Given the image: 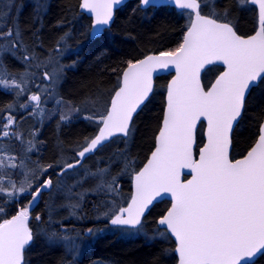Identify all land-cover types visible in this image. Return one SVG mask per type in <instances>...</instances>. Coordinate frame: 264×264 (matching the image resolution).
I'll return each instance as SVG.
<instances>
[{
    "label": "snow or ice",
    "instance_id": "6c2138e0",
    "mask_svg": "<svg viewBox=\"0 0 264 264\" xmlns=\"http://www.w3.org/2000/svg\"><path fill=\"white\" fill-rule=\"evenodd\" d=\"M173 2L179 9L189 10L190 17L179 46L158 55L127 61L118 90L98 117V123L103 126L93 138H85V145L76 152L72 162L38 166L35 170L29 168L22 173L23 180L19 183L0 174V193L11 198L29 193L31 207L44 191L58 187L60 192L75 198L76 202L70 204L73 215L82 200V194L73 189L88 178L95 181L92 191L119 195L117 178L108 167L87 171L79 178L70 172L82 167L86 154L102 147L114 134L130 136L135 129L134 114L146 105L152 93L153 73L173 66L176 74L167 86L166 109L156 146L144 167L135 171V192L126 207L112 200L100 216L107 219L106 227L110 225L123 233L139 232L144 228L145 213L153 201L162 194H170L171 207L156 221L155 236L175 239L179 264H252L257 257L264 256V107H260L255 117L256 139L246 154L233 159L230 148L234 127H239L247 116V98L264 84V0H247L258 5V30L247 37L238 34L227 6L222 11L212 8L208 14H202V5L209 7L208 0ZM121 3L122 0H83L82 7L95 13L93 38L113 22L114 6ZM157 3L158 0H140L144 6ZM238 3L243 5L246 0H238ZM14 5L15 0H7L8 11L0 12V19L10 17ZM19 35L12 28L0 30V41L5 42L0 43V85L15 88L17 95L25 90V79L4 78L9 75L4 68V58L23 47L21 41L14 38ZM21 58L26 61L36 58V67L53 63L52 58L39 61L35 53L23 54ZM216 61L223 62L226 70L205 90L200 81L201 69ZM62 71L57 65L52 75L45 71L43 76L58 80ZM29 100L39 107L41 97L31 95ZM85 103L95 105L100 100ZM7 107L10 109L12 105ZM20 107L27 108L28 104ZM80 111L78 107L71 109V112ZM71 112L61 114L60 119H71ZM202 118L207 124V142L197 149L196 130ZM85 119L97 122L95 115H87ZM15 122V117L9 114L0 125V136L21 139L22 134L12 130ZM28 143L27 150L31 151L34 144ZM194 149L198 152L195 158ZM124 163V171H134L133 160L124 157ZM19 166L27 167L24 161L18 165L16 157L0 150V167L15 169ZM57 166V181L50 176L40 178ZM184 169L191 170V179L181 180ZM62 177H68L73 183H60ZM29 207L21 208L16 215L0 222V264H25L26 246L34 238L28 223ZM3 211L0 208V213ZM35 219L40 221L41 217L37 215ZM66 231L65 234L45 233L46 242L63 243L71 253L78 254L80 234L72 237ZM97 231L101 230H86L89 236Z\"/></svg>",
    "mask_w": 264,
    "mask_h": 264
},
{
    "label": "trees",
    "instance_id": "16d2710c",
    "mask_svg": "<svg viewBox=\"0 0 264 264\" xmlns=\"http://www.w3.org/2000/svg\"><path fill=\"white\" fill-rule=\"evenodd\" d=\"M80 1L49 0L45 16H41V11L37 15L36 10L26 7L17 20L22 40L24 41L26 36L29 37L27 45L30 53H35L38 57L45 50L54 51L57 46L64 45V41L69 42L74 49L71 56L74 67L67 69L63 74L60 97L75 107L84 104L94 106L92 111L85 108L69 122L62 121L63 124L60 125L64 128L62 133L56 130L57 120L46 126L42 131L45 134L44 140H41L43 144L38 143V152L32 154L36 160L32 163L34 167L57 165V162L67 157L72 161L76 152L85 145V138L91 139L98 131L101 125L98 123V117L104 113L106 102L120 85L121 73L127 66V61H135L153 52L175 49L182 42L190 22L188 11H178L171 6H151L142 9L139 0H131L117 10L110 28L100 37L91 39L89 36L91 19L78 12ZM208 4L207 8L202 5L203 14H208L212 8L222 11L227 6L232 12L230 19L234 20L239 33L248 35L256 30L258 10L247 1L240 5L238 0H208ZM38 8L45 7L44 5L41 7L40 4ZM37 11L39 12L38 9ZM13 57L14 55L7 56L8 59ZM222 69V66L213 65L206 70L204 74L206 87ZM170 77L171 75H163L156 79L152 96L133 120L135 129L130 136L115 137L89 156L82 167L70 172V175L74 174L79 178L87 171L95 172L98 168L108 167L111 175L117 178L119 195L113 193L106 195L97 191L88 194V197L85 196L86 204L76 209L73 215L70 204L75 203L74 198L73 201L70 197L66 202L62 201L65 198L57 196L60 192L58 187H54L52 191H44L38 203L32 208L30 224L34 238L26 249L25 264H95L100 261L112 264H176L175 242L172 237L162 239L155 236L158 230L156 221L169 208V200L159 202L151 209L144 217V228L138 235L124 234L119 230L108 231L106 229H110V225L106 227L107 219L100 216V212L105 206H110L112 200H116L120 207H125L129 202L132 194V177L135 171L142 167L155 145V138L163 119ZM13 98L11 91L0 87V112ZM97 99L100 100L98 104L85 103ZM260 107H264V84L252 91L247 98V116L236 128L233 137V159L243 156L254 143L258 127L255 117L259 115ZM22 115L23 113L18 114L17 117L21 119ZM86 115H95L97 122L85 119ZM202 129L203 125L200 130V144L203 142ZM119 153H123V156ZM124 157L135 162L132 165L134 171H124ZM56 169L59 167L48 169L45 176L57 181V175L53 173ZM59 180L60 183H73L68 177ZM6 183L7 181H5L7 188ZM85 187L92 191L95 181L88 178L73 191L81 193L83 198L84 193L88 191ZM29 199V193L20 196V200L15 198L8 200L0 196V208L4 209L0 214V222L16 215ZM51 214L59 222L54 224V229L67 230L66 232L72 236L80 234L82 244L77 241L83 249L80 256L71 253L63 243L46 242L45 233L51 232L49 228L51 223L48 219ZM37 215L41 217L40 221L35 219ZM35 221L39 227H36ZM88 228L101 231L89 236L86 232ZM252 264H264V256H260Z\"/></svg>",
    "mask_w": 264,
    "mask_h": 264
},
{
    "label": "rangeland",
    "instance_id": "374dc122",
    "mask_svg": "<svg viewBox=\"0 0 264 264\" xmlns=\"http://www.w3.org/2000/svg\"><path fill=\"white\" fill-rule=\"evenodd\" d=\"M47 1L48 0L42 1L43 3L42 7ZM12 20L13 19H10L9 17H4L0 19V30L7 31L8 28H12L14 33L19 32V30L17 29L16 23L14 26L8 24V22ZM14 38L19 39V36L18 37L14 36ZM19 40L21 41V43H23L22 39H19ZM0 43H5V42L0 41ZM63 49H65L64 45H59L56 48V50H59L60 53L62 52ZM18 53L22 55L30 54L29 51L26 53V48L24 45L23 47L20 48L19 52H16L14 54V56H16ZM48 59L49 57L48 58L40 57L39 61L46 62ZM52 60H53V63L51 64L42 63L41 67H36L35 65L38 62L36 58L27 60V61L23 59V66L25 67L23 68L22 66L20 72L14 73V71L18 69L15 59L14 58L8 59L7 56L4 58V68H5L6 73L9 74V75H6L4 78L11 79L12 77H15L18 81L21 80V78L25 79V90L22 91L19 95L16 94L15 88H7L4 85H0V87H3L4 89L6 88L9 91H11L14 96L12 102L8 104V105H12V107L9 109L7 105L0 112V125L5 123L6 117L9 114H11L15 117V120H16L12 130L22 134L21 139H16L14 136H11V135L9 137L0 136V150L7 151L12 156L16 157V163L18 165H20L21 161H24V164L27 166V167L19 166L15 169L7 168V167H0V174H6L7 176L11 178V180L17 181L18 183L21 180H23L22 173H25L27 169L30 168V169L35 170L37 168V167H34L35 166L34 164H32L34 161H36L33 159L32 154L38 152V149H39L38 142L41 141V139H37L38 142L36 141V139L31 140V138H28L26 135H24L23 134L24 132H22L21 130L22 129L32 130L36 125H39L41 122L47 123L54 117H56V120L59 118L60 122L66 121V120L60 119L61 114L69 113L71 112V109L75 107L74 105L67 104V102L64 101L60 97V85L63 80V73L60 74V78L58 80L57 79L48 80L43 76V72L45 71L49 72V75H52L53 69L57 66L55 61H58L55 59H52ZM31 95H39L41 97V102L39 104V107H36L35 102H30L29 98ZM58 101L60 102L58 103ZM22 104H28V107L27 108L20 107V105ZM78 108H80L81 111L79 113L71 112V118L74 117L75 115L81 114V112H83L85 108L88 109L89 111H92L94 109V106L89 105V104H84ZM22 113H23L22 118L19 119L17 115L22 114ZM19 120L21 121L19 122ZM41 127L39 126V128ZM29 141H31L32 144H34V147L31 149V151L27 150L29 147V143H28ZM15 144H17L18 146L17 145L15 146ZM60 162H63V161L60 160ZM46 177L47 176L45 177L41 176L40 178L44 179ZM53 189H51L50 191H52ZM22 195L23 194L16 196L15 199L20 200V196ZM0 196L2 197L4 196L8 200L13 199L11 197H8L6 193H0ZM30 200H31V195H30L29 201ZM29 201L25 204L26 207H29ZM38 201L35 202L33 206L29 207L30 213L32 212V208L35 207ZM25 206L23 207L26 208ZM51 215L53 216V214ZM32 220H33V217H32ZM50 223L51 224L49 225V228L51 232L65 234L64 229H61V228L60 230H58V228L54 229V224L59 223L57 222V220H55L54 217L52 218V220H50ZM35 225L36 227H39V224L37 221H35ZM106 230L116 231L111 226H110V229L108 228ZM140 232L141 231L124 233V234L138 235ZM66 234L69 235L67 232ZM69 236H72V235H69ZM72 237H76V236H72ZM78 241L82 244L80 239ZM82 250H83L82 246L80 245L79 253L75 255L80 256L82 253ZM95 264H109V263L100 261V262H96Z\"/></svg>",
    "mask_w": 264,
    "mask_h": 264
},
{
    "label": "bare ground",
    "instance_id": "6f19581e",
    "mask_svg": "<svg viewBox=\"0 0 264 264\" xmlns=\"http://www.w3.org/2000/svg\"><path fill=\"white\" fill-rule=\"evenodd\" d=\"M48 2H49V0L44 4L45 8H38V6L40 4H41V7H42V4H43L42 1H40V0H15V5L13 6L12 11H11V15L9 17L10 19H13V20L8 22V24L14 26L15 23H16L17 24L16 25L17 29L19 30V24H18L17 20H18L19 15L21 14V12H23L26 9V7H31V8H33L34 11L36 10V14L37 15L42 12L41 16H45L47 14V10H48V7H47ZM37 9L39 10V12L37 11ZM77 10H79L78 12L84 14V12H82L80 10V4H79V8ZM7 11H8L7 0H0V12H7ZM78 12H77V14H78V18H79V13ZM36 14L34 15L35 17H36ZM35 17H34V20H35ZM89 36H90V33H89ZM28 38L29 37L26 36L24 41L22 40L23 41L22 45H24L25 48L28 49V51L30 52V48L27 45ZM19 39H22V36L19 35ZM68 43H69L68 41H64V48L65 49H63L61 53L59 52V50H56V49L54 51L53 50H45V51L42 52V55H40L38 58L40 59V57H46V58L49 57V58L58 60V61H55V63L63 68L62 73L64 74L67 69H70V68L74 67V65L72 64L73 63V61H72L73 57H71L74 54L73 53L74 49ZM21 56H22V54L18 53L16 56L13 57L15 59L16 63H17V66H18V69H16L14 71V73H18V72L21 71V68L23 66V59L21 58ZM24 67L25 66H23V68ZM71 119H69V120H71ZM53 120H56L55 117L53 119H51L49 122H47V123L41 122L39 125H36L32 130H26V129H24V130L20 129V130L22 132H24L23 134L26 135L28 138H31V140H33V139H41L42 140L43 139V135H45L42 131H44V129H46V126L51 124L53 122ZM69 120H67V121L69 122ZM56 122H57V126H56L57 132L58 133H62V130L64 128L62 126H60V125H62L63 123L60 122L59 119H57ZM39 126L40 127L42 126V127L39 128ZM38 143L43 144V141H39ZM16 145L17 144H15V146ZM57 159H58V157H57ZM62 161L72 162L73 160L71 161L67 157V158H63ZM85 189H87L88 191L86 193H84L83 198L80 201L81 207H82L83 204L84 205L86 204V201H87L86 197H88L87 196L88 194L96 193L95 191H90L89 187H85ZM57 196L59 198H61V199H62V197L65 198V199L62 200L64 202H66L67 201L66 199L69 198V194L62 193V192L57 193ZM73 198H71L72 201H73ZM48 217H49L48 218L49 220H52V218L54 216L49 215ZM106 263L112 264L111 262H108V261Z\"/></svg>",
    "mask_w": 264,
    "mask_h": 264
},
{
    "label": "water",
    "instance_id": "95a60500",
    "mask_svg": "<svg viewBox=\"0 0 264 264\" xmlns=\"http://www.w3.org/2000/svg\"><path fill=\"white\" fill-rule=\"evenodd\" d=\"M129 1H131V0H122V3L120 4V5H117V6H114V18H113V22L112 23H110L108 26H106V28H105V30L106 29H108V28H110L112 25H113V23H114V20H115V17H116V13H117V10L120 8V7H122L123 5H125L127 2H129ZM140 1V0H139ZM250 3V2H249ZM82 4H83V0H81V3H80V10L82 11V12H84L87 16H89V17H91L92 18V26H91V31H90V37L92 38V39H95V38H93L92 37V32H93V25H94V21H95V13L94 12H92L91 10H89V9H84L83 7H82ZM251 4V3H250ZM151 6H153L152 4H150V5H147V6H144V5H141L140 4V7L142 8V9H146V8H148V7H151ZM160 6H171V7H174L176 10H178V11H182V9H179L178 7H176V5L174 4V2H173V0H158V3L156 4V6L155 7H160ZM254 6H256V8H257V10H258V5H254ZM189 11V10H188ZM203 14V13H202ZM192 18H194V17H192ZM105 30H104V32H105ZM237 30V29H236ZM256 30H258V22H257V28H256ZM255 30V31H256ZM187 31V30H186ZM255 31L253 32V33H251V34H248V35H243V34H241V33H239L238 31V34L239 35H242V36H245V37H247V36H249V35H253L254 33H255ZM103 32V33H104ZM102 33V34H103ZM102 34H100L98 37H100ZM97 38V37H96ZM160 52H153V53H150V54H148V55H158ZM145 57V56H144ZM144 57H142V58H140V59H143ZM213 65H218V66H222L223 67V69H222V71L215 77V79L212 81V83L210 84V86L212 85V84H214L215 83V81H216V79L219 77V75L223 72V71H225L226 70V66L223 64V62H221V61H216V62H214L213 64H211V65H205L204 66V68L203 69H201V72H200V81H201V84L205 87V90H207L208 88H206V86H205V82H204V73H205V71L209 68V67H211V66H213ZM127 67V66H126ZM126 67L123 69V71L126 69ZM122 74H123V72H122ZM122 74H121V77H122ZM175 69H174V67L173 66H170L168 69H157L154 73H153V77H152V80H153V85H152V87H153V90H152V93L150 94V97H151V95L153 94V91H154V87H155V83H156V79L159 77V76H163V75H171V77H170V79H169V82H168V85L170 84V82L172 81V79L175 77ZM167 85V86H168ZM120 86V85H119ZM116 90H118V88L116 89ZM115 90V91H116ZM114 95V94H113ZM112 95V96H113ZM150 97H149V99H150ZM166 97H167V90H166ZM166 97H165V107H164V112H165V109H166ZM112 98V97H111ZM142 108H143V106H142ZM141 108V109H142ZM141 109H138L137 110V113H135L134 114V116H133V120H134V118H135V116L140 112V110ZM163 115H164V113H163ZM163 120V119H162ZM202 124H204V128H203V132H202V137H203V142H202V144H200L199 143V141H200V139H199V131H200V128H201V125ZM161 125H162V122H161ZM103 125L101 124V126L100 127H102ZM161 127V126H160ZM236 128L237 127H234V132H233V136H232V146H231V148H230V157L231 158H233L232 157V152H233V145H234V141H233V137H234V133H235V130H236ZM98 132H99V129H98V131H97V133H96V135L98 134ZM159 132V131H158ZM119 135H122V136H124L123 134H119V133H117V134H114L112 137H110L109 138V140H107V141H105V142H103V146L105 145V144H107L108 142H110L113 138H115L116 136H119ZM158 136V133H157V135H156V137ZM125 137V136H124ZM207 142V124H206V121L202 118V120H201V122L200 123H198V125H197V130H196V148L198 149L199 147H203V145L205 144ZM155 146H156V138H155V145H154V148L152 149V151H154V149H155ZM101 147H98V149H100ZM97 149V150H98ZM96 150V151H97ZM96 151H94L93 153H88V154H86V157L84 158V160H83V162L89 157V156H91L92 154H94ZM152 151L150 152V154H149V156H148V158L146 159V161L144 162V164L142 165V167L140 168V169H142L143 167H144V165L148 162V159H150V157H151V153H152ZM246 154V153H245ZM244 154V155H245ZM198 156V152H196V150L194 149V158L195 157H197ZM239 158H242V156L241 157H238V158H235V159H239ZM139 169V170H140ZM138 170V171H139ZM191 170L190 169H184V170H182V174H181V180L182 181H186V180H188V179H191L192 177H191ZM133 177H134V175H133ZM132 177V194H131V196L134 194V192H135V183H134V178ZM131 199V198H130ZM165 200H169L170 201V206H169V208L171 207V203H172V201H171V198H170V194H162L160 197H157L156 198V200H154L153 201V203L149 206V211L148 212H146L145 213V216L151 211V209L157 204V203H159V202H162V201H165ZM129 202H130V200H129ZM128 202V203H129ZM127 206V205H126ZM125 206V207H126ZM166 213V212H165ZM164 213V214H165ZM163 214V215H164ZM172 239L174 240V242H175V239L172 237ZM28 246H26V248H27ZM175 248H176V243H175ZM175 255L177 256V262H176V264H179V259H178V254L175 252ZM260 257V256H259ZM259 257H257L253 262H255ZM252 262V263H253Z\"/></svg>",
    "mask_w": 264,
    "mask_h": 264
},
{
    "label": "flooded vegetation",
    "instance_id": "af4514ba",
    "mask_svg": "<svg viewBox=\"0 0 264 264\" xmlns=\"http://www.w3.org/2000/svg\"><path fill=\"white\" fill-rule=\"evenodd\" d=\"M80 3H81V1H80ZM85 14V13H84ZM86 15V14H85ZM87 16V15H86ZM87 17H89V16H87ZM90 19H91V22H92V18L91 17H89ZM91 29V28H90ZM59 171V169H56V171H54L53 173L54 174H56L57 172Z\"/></svg>",
    "mask_w": 264,
    "mask_h": 264
}]
</instances>
